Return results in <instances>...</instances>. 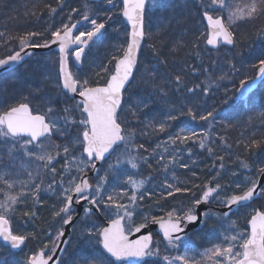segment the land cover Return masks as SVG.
Wrapping results in <instances>:
<instances>
[{"label": "trees", "instance_id": "1", "mask_svg": "<svg viewBox=\"0 0 264 264\" xmlns=\"http://www.w3.org/2000/svg\"><path fill=\"white\" fill-rule=\"evenodd\" d=\"M221 4V16L227 25L230 23L234 47L216 52L205 47L207 32L202 15L212 10L208 0H191L169 8L160 16L155 14V29H152V11H146L144 47L117 116L118 122L124 120L125 143L131 142L124 145L128 172L125 176L116 172L92 183L94 206L106 219L103 200L118 197L126 219L131 213L134 217L142 214L140 226L169 219L182 221L193 214L205 192L213 190V200L219 198L220 203L212 200V205L221 207L247 193L264 172V84L247 102L235 99L238 87L251 81L264 63V0H221ZM120 12L118 1L111 10L103 4L90 5L86 0H0V62L25 47L46 46L72 24L90 18V26L82 29L81 34L88 35L102 25L107 27L106 37L88 54H95L102 71L99 74L87 71V79L81 84L103 86L122 57L116 49V40L108 34L111 26L106 18L115 20L120 34L126 33L124 43L127 42ZM32 65L27 59L0 76V115L21 104L32 103L35 92L46 85L38 81L40 76L34 74L36 68ZM56 69L58 75V66ZM142 70H146L144 75L139 74ZM15 75L19 77L15 79ZM45 92L40 96L42 99L52 97L57 91ZM60 92L56 93L58 100L52 104V112L60 117L64 113L77 123L65 129L61 137L54 135L50 139L65 151L66 155L56 158L62 164L84 159L81 135L86 128L80 125L83 116L79 107ZM140 97L148 100L146 111L123 115L128 100ZM170 112L173 119L165 120ZM74 137L76 146H69ZM9 142H4V146ZM1 153L3 158L8 157L0 148ZM19 167L18 163L13 167L7 160L0 162V204L8 187L21 180ZM53 175L67 183V189L61 192L63 196L56 187L47 186L42 179L46 175L41 174L37 178L41 190L27 201L16 199L15 219L11 221L21 222L22 229L16 233L27 240V246L15 254L0 244V264L20 261L28 264L30 257L40 251L42 240H52L55 235L58 239L63 231L66 213L60 209L82 173L65 168ZM252 210H264V190L260 200L238 210L230 220L246 231ZM122 212L116 214L123 216ZM79 225H83L80 232L72 238L75 246L69 247L61 264H90L88 240L93 236L89 229L102 225L89 209L82 213L76 227ZM211 242L208 239L193 242L190 253L200 259L193 261L203 264L199 252L211 248ZM96 251L101 253L99 248Z\"/></svg>", "mask_w": 264, "mask_h": 264}, {"label": "water", "instance_id": "2", "mask_svg": "<svg viewBox=\"0 0 264 264\" xmlns=\"http://www.w3.org/2000/svg\"><path fill=\"white\" fill-rule=\"evenodd\" d=\"M103 0H87L90 4H100ZM122 5L120 15L122 23L129 31L128 44L124 56L114 66V73L104 87L88 88L79 92L70 71V56L77 71L83 67L86 53L100 42L106 32L105 27H99L89 36L75 37L81 28L89 22L82 19L72 24L68 29L54 38L47 46H31L0 62V76L12 71L30 55L59 56V75L61 86L71 101L81 107L82 115L87 121L88 132L83 135V155L91 163L95 161L90 171L82 175L67 201L65 211L76 209V216L68 222L57 242L53 253L46 258L40 251L31 264H59L64 256L72 236V228L80 219L82 204L75 200L90 191L91 180L98 177L103 165L124 144L123 129L116 122V116L122 105L123 95L128 89L135 74L137 64L144 46V14L149 0H118ZM207 29L206 47L216 51L220 47L233 48V38L227 31L222 18L214 19L203 15ZM264 83V65L257 70L255 78L240 86L237 90V100L247 102ZM0 129H3L12 140L26 139L32 146L52 136V128L45 117L33 114L28 105H21L0 116ZM264 188V172L259 176L255 186L243 197L230 201L224 207H214L209 203L214 191L206 192L195 209L194 215L182 222L162 221L137 229L130 235L125 233L124 219L119 218L107 222L94 208L90 210L103 225L100 233V248L104 255L115 262L139 263L153 245L154 235L164 243L176 244L193 232H197L203 223L204 214L208 211L231 215L240 208L248 207L256 202ZM249 239L243 248V257L237 264H264V213L256 212L248 225ZM0 243L14 253L21 252L26 246V239L13 235L7 220L0 219Z\"/></svg>", "mask_w": 264, "mask_h": 264}, {"label": "rangeland", "instance_id": "3", "mask_svg": "<svg viewBox=\"0 0 264 264\" xmlns=\"http://www.w3.org/2000/svg\"><path fill=\"white\" fill-rule=\"evenodd\" d=\"M188 1L191 0H149L148 9L152 11V29H155L156 27L155 14H158L160 16L163 12L169 10V8L176 6L177 4L184 5ZM192 1L199 2L202 0ZM115 2L116 0H107L103 3V5L107 8L109 7V5L114 6ZM208 2H210L212 6V10H210L209 13L212 15L213 13H217L215 17H217V15L221 16V0H208ZM235 19L236 18H234V20ZM106 20H109V25L111 26L109 28L108 34L110 33L114 37L117 43L116 49H118V51H120L123 55L126 48V42L124 43V37L126 33L120 34L118 29L115 27V20L113 21L111 17L106 18ZM227 26L229 28L230 23H228ZM88 54L86 60L84 61L83 70L81 72H77L73 69L74 79L80 86V89H84L87 86L86 84H81L84 78L87 79V71H91L90 73H94L97 71L98 74L100 71H102V64L96 61L95 54L93 52H91L89 56ZM28 61L33 64L32 66L36 68L34 70V74L40 76L38 78V81H41L42 84H46L45 86H42V89H40L39 91L36 89V97L33 96L32 103H30L29 105L33 108L36 113L46 117L48 123L52 127L53 134L59 138L62 136V134H64L65 129H69L77 125V123L74 119H71L67 116L65 117L64 113L63 117L58 116L56 113H53L51 109L52 104L58 100L56 98V93L58 91L60 92L59 80L56 69L58 58L55 55H50L41 58L30 57L28 58ZM153 68L156 70L157 66L155 65ZM145 73L146 70H142L139 74L144 75ZM17 77H19V75H15V79H17ZM45 90H54L57 92L51 94L52 97L47 96L42 99L40 96L46 93ZM189 94L192 95L193 92H190ZM58 95L60 94L58 93ZM147 103L148 100H146L144 97L128 100V103L125 105L126 108L124 107L125 110L123 115H135L136 113L146 111ZM157 110L161 109L157 108ZM66 112L68 113V111ZM158 113H160V115L162 116V112ZM173 117V113L170 112L165 116V120H169L171 118L173 119ZM119 123L121 126H124L123 119L119 121ZM80 125H82L84 128L87 127V123L84 118L82 119ZM9 141H11V144L4 146V142ZM70 143L71 144L69 146H76V137L72 138L70 140ZM130 143L131 142L125 143V145H130ZM0 148L3 152L7 153L8 155L7 158H3L1 153L0 162H2L3 160H7L8 162L12 163L13 167L15 166V163H18L20 166L18 169L22 175V178L19 182H16L15 184H12L8 187V193L0 204V217L6 219L10 223L14 235L18 236L16 231H21V222L14 221L15 224H12L13 222L11 221L15 219L13 211L17 207L16 199L18 201H27L28 198L32 197V195L35 196L36 191L39 192L41 190V183L39 181L37 183V178L41 174L43 177L46 175V177L42 178L44 179V181H46V185L50 186L51 188L56 187V189L60 191V195L63 196L61 192L62 190L67 189L68 186H65L67 183L63 184V178H56L53 173H57L61 170H64L65 168H68V170L74 171L75 173H84L87 167V163L85 159H76L72 160L71 162L59 164V161L58 159L56 160V158L58 155H66L65 151L61 150L60 147L55 146L50 139L43 141L37 147H32L28 140H10L5 134V132L2 130H0ZM128 168L129 163L127 157V149L123 147L106 164L105 168L102 170L99 176V180L103 181L105 177L112 176L116 172H120L122 175L125 176L127 175ZM137 189H139V187H137L135 190ZM70 195L65 198L64 203L67 202V200L70 198ZM93 197V191L90 190V192H87L81 197H79L76 202L80 203L86 201L88 203L89 208V204H94ZM214 200L213 203H220L219 198ZM120 202L121 200L118 197H112L103 200V203L105 205V214L107 215L109 221H114L118 219L120 216L117 215L116 212L118 213L121 211H123V216L124 218H126L127 214L124 211L125 208L120 207ZM86 210L87 209L83 210L82 212ZM61 211H64V206L60 209V212ZM253 212H255V210H252V213ZM131 215L132 216H127L125 224L126 231L129 234L135 229L140 228V224L143 223L141 213H138L137 215L135 214V217L134 214L131 213ZM64 217V221L68 222L71 218V213L66 214ZM169 220L175 221L172 219ZM82 226L83 225H79L74 229L73 235H75V238L80 232V228ZM100 231L101 228L99 227H92L91 229H89V233H91L93 236L92 239L88 240V242L90 243L88 248V251L90 252V264H134L133 262L128 261L117 263L113 260L106 258L101 253H98L96 251L97 248H99V242L97 241V238L99 237ZM246 233L247 231H244L241 227H238L233 220L227 218H219L214 214H207L205 216L201 232L194 235L192 239L185 240L184 242L173 246L166 245L161 240L156 241L152 250L147 254L143 262L140 264H198L199 261L193 260L200 259L194 258L192 253H190V251H192L190 248H192L194 241L201 242L205 239L211 240L212 242L211 248L207 250L202 249L199 252V257L204 261L203 264H236L242 257L243 246L248 239L245 236ZM59 234H61V232ZM47 241L49 242V244L47 243ZM47 241L42 240L40 250L46 252V254H49L57 241L56 235L52 240L48 239ZM188 241H191L192 243ZM75 243L76 241L73 240L71 245L75 246ZM37 247L39 248V245H37ZM33 257L34 255L30 257L28 264L31 263ZM17 264H21V261L17 262Z\"/></svg>", "mask_w": 264, "mask_h": 264}]
</instances>
